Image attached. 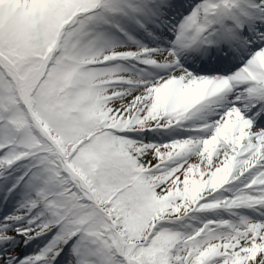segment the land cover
Returning a JSON list of instances; mask_svg holds the SVG:
<instances>
[{
  "label": "snow or ice",
  "instance_id": "snow-or-ice-1",
  "mask_svg": "<svg viewBox=\"0 0 264 264\" xmlns=\"http://www.w3.org/2000/svg\"><path fill=\"white\" fill-rule=\"evenodd\" d=\"M0 264H264V0H0Z\"/></svg>",
  "mask_w": 264,
  "mask_h": 264
}]
</instances>
